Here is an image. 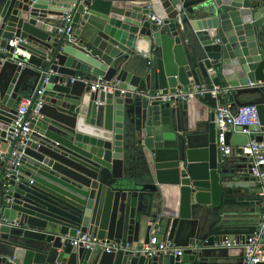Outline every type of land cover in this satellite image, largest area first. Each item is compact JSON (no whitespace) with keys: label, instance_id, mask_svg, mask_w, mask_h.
<instances>
[{"label":"water","instance_id":"obj_1","mask_svg":"<svg viewBox=\"0 0 264 264\" xmlns=\"http://www.w3.org/2000/svg\"><path fill=\"white\" fill-rule=\"evenodd\" d=\"M67 13H73L75 43L60 26L44 22L61 23ZM12 40L16 46H9ZM108 48L122 54L108 59ZM2 49L9 59L0 63V149L13 145L23 74L32 70L37 83L46 73L50 79L43 106L31 109L37 114L28 140L16 149L20 166L10 179L3 176L12 151L0 150V264H242L243 249L230 258L221 243H244L259 221L261 199L250 192L257 187L244 146L264 143V108L242 105H257L261 123L228 132L226 156L215 112L205 144L192 147L181 112L193 101L171 107L149 97L194 85L231 93L264 85V0H0ZM17 49L28 58L15 55ZM134 56L147 60L142 76L128 72L129 64L118 67ZM91 76L112 91H94ZM220 98L207 94L199 101L215 109ZM128 146L144 157L159 186L177 191L174 218L140 211L138 196L129 199L118 189L114 157ZM230 207L256 218L221 225L217 216ZM208 213L216 218L202 235ZM144 223L150 224L145 245L152 233L183 245V255L147 258L72 245L85 234L138 243Z\"/></svg>","mask_w":264,"mask_h":264},{"label":"built area","instance_id":"obj_2","mask_svg":"<svg viewBox=\"0 0 264 264\" xmlns=\"http://www.w3.org/2000/svg\"><path fill=\"white\" fill-rule=\"evenodd\" d=\"M73 13H67L61 20L59 33L61 35H68L70 42H76L73 39L72 33ZM160 23V22H158ZM17 45L16 40L9 42V46L13 47ZM7 52L0 50V63L9 59ZM49 74L46 73L41 79L37 91L31 96L24 98L16 109V119L11 126V137L13 140V150L10 153L9 165L4 172L3 179L11 178L12 168L20 166L21 154L17 152V148L24 145L31 134V122L36 116V112L32 111L33 107L41 108L44 104L42 97L46 93L47 86L49 85ZM93 90H104L111 92L112 88L99 78L98 83L92 84ZM230 92L229 88H222L213 86L209 88L207 86L194 85L187 91H176L174 94H163L158 91L150 95L151 101H157L161 104H167L174 107L177 103H188L190 101L199 100L204 98L207 94H210L213 98L217 99L221 96H227ZM217 117L218 130H219V144L221 150L226 156L230 154V147L225 145L226 134L228 132H236L239 127H256L259 126L260 114L258 106L251 104L245 105L240 108L234 109L233 104L224 103L217 104L214 109ZM243 134L252 135L249 130H243ZM248 159L252 165L251 177L254 179V184L258 188V197L261 199V212L259 221L256 225L254 232L250 233L245 242L230 241L229 239L221 243L223 248H235L241 247L244 251L242 264H260L264 263V143H258L254 140L250 141L244 146ZM1 183V181H0ZM4 191L7 193L8 184H3ZM72 245L76 247H83L85 249L95 250L102 249L106 252H133L134 255H141L147 258L153 257H169V256H182L184 249L177 247L173 241H160L155 239L148 245L139 248L136 252L132 251L128 245H124L122 242H106L98 240L91 235L85 234L82 238L72 239Z\"/></svg>","mask_w":264,"mask_h":264},{"label":"crops","instance_id":"obj_3","mask_svg":"<svg viewBox=\"0 0 264 264\" xmlns=\"http://www.w3.org/2000/svg\"><path fill=\"white\" fill-rule=\"evenodd\" d=\"M44 22L47 24H52L60 26V20L53 21L44 19ZM80 28V27H79ZM76 34L77 40L80 38L81 28L77 30ZM108 59H116L122 53L115 51L114 49H109L107 51ZM15 55H20L23 58H28V54L20 49H17ZM7 60L2 63L7 62ZM126 64H129L128 72L133 73L135 76H142L147 70V60L140 58L138 56L130 57L127 61L121 60L118 63V67H122ZM37 75L32 70H29L28 73L23 74L18 90L21 92L22 100L27 97H31L38 89L39 83L35 78ZM92 84L98 83L99 79L95 76H91ZM39 82V81H38ZM37 84V85H36ZM185 88L183 91H187ZM99 92L98 90H94ZM221 101L225 103H231L234 108L242 106L244 104L255 103L259 104L261 108H264V85L256 84L250 85L248 88L242 89L241 91L229 92L227 96H222L218 103L221 104ZM214 113V109L209 107L207 104L195 100L192 104L189 105L188 111L181 112L182 115V125L185 131V135L188 136L190 145L192 147L198 146V144H205L206 135L208 132V124L210 115ZM264 123V121H263ZM264 125V124H263ZM242 136L237 137L235 141H240ZM0 149L2 152H11L13 150L12 144H7L1 146ZM134 146H128L124 152L121 153L116 159V169L112 172V178L117 180L118 189L127 192L129 199L132 196H138L140 201L139 210L142 212L149 211L152 217L160 218H174L178 212L179 208V195L177 191H169L167 187L159 186L154 179L153 173L150 172L147 161L144 157L138 154L133 148ZM232 147V146H230ZM251 193L258 192L257 189H251ZM2 208V195L0 192V211ZM237 209L234 207L226 208L224 213H220L217 218H224L221 225H239L244 226L250 224L256 214L252 213L249 209L246 212H235ZM214 211V210H213ZM212 212V211H211ZM207 220L203 221L202 228L204 229L202 235L208 233V227L210 224L215 221L216 215L208 213L206 215ZM198 224V221L195 222ZM149 223H144L142 228V233L138 243L132 241L131 237H125V242H122L124 245H128L129 248L136 252L139 248L144 247V236L147 226ZM160 236H155L151 233V241L157 240L159 242ZM161 241V240H160ZM179 248H185L183 245L176 244ZM241 247H235L228 250V256L230 258L236 257L241 253ZM118 253H129L134 255L133 252H118Z\"/></svg>","mask_w":264,"mask_h":264},{"label":"rangeland","instance_id":"obj_4","mask_svg":"<svg viewBox=\"0 0 264 264\" xmlns=\"http://www.w3.org/2000/svg\"><path fill=\"white\" fill-rule=\"evenodd\" d=\"M182 242H183V241H182ZM184 242H185V241H184ZM184 242H183V243H184ZM177 243H179V241H177ZM179 244H180V243H179Z\"/></svg>","mask_w":264,"mask_h":264}]
</instances>
